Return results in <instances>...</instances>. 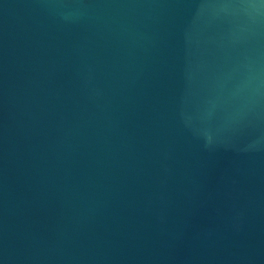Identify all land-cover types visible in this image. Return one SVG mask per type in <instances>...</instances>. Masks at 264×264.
<instances>
[{"label": "water", "instance_id": "water-1", "mask_svg": "<svg viewBox=\"0 0 264 264\" xmlns=\"http://www.w3.org/2000/svg\"><path fill=\"white\" fill-rule=\"evenodd\" d=\"M0 264H264V0H0Z\"/></svg>", "mask_w": 264, "mask_h": 264}]
</instances>
